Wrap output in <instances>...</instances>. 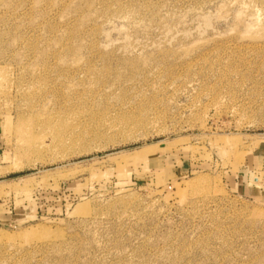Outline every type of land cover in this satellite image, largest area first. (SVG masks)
Wrapping results in <instances>:
<instances>
[{"label":"rangeland","instance_id":"rangeland-1","mask_svg":"<svg viewBox=\"0 0 264 264\" xmlns=\"http://www.w3.org/2000/svg\"><path fill=\"white\" fill-rule=\"evenodd\" d=\"M0 264H264V0H0Z\"/></svg>","mask_w":264,"mask_h":264},{"label":"trees","instance_id":"trees-1","mask_svg":"<svg viewBox=\"0 0 264 264\" xmlns=\"http://www.w3.org/2000/svg\"><path fill=\"white\" fill-rule=\"evenodd\" d=\"M12 177H15V176H12Z\"/></svg>","mask_w":264,"mask_h":264}]
</instances>
